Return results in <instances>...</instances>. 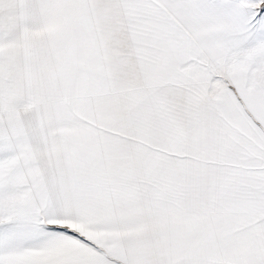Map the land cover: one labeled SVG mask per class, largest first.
<instances>
[{"label": "snow or ice", "instance_id": "snow-or-ice-1", "mask_svg": "<svg viewBox=\"0 0 264 264\" xmlns=\"http://www.w3.org/2000/svg\"><path fill=\"white\" fill-rule=\"evenodd\" d=\"M0 264H264V0H0Z\"/></svg>", "mask_w": 264, "mask_h": 264}]
</instances>
